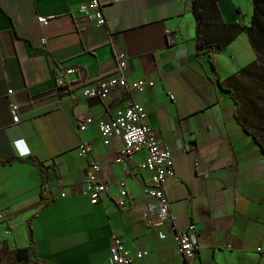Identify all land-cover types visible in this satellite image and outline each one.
<instances>
[{
    "label": "crops",
    "instance_id": "obj_1",
    "mask_svg": "<svg viewBox=\"0 0 264 264\" xmlns=\"http://www.w3.org/2000/svg\"><path fill=\"white\" fill-rule=\"evenodd\" d=\"M87 1L0 0V264H15L14 252L28 247L44 264H109L113 235L133 257L145 253L132 264H184L173 236L190 225L199 247L195 264H264V153L236 122L232 100L196 49L191 0H99L102 27L78 12ZM246 5L244 13L242 0H218L222 22L246 26L253 0ZM119 52L128 56V81L138 88L80 95L81 87L116 73ZM256 59L245 32L212 57L222 81ZM66 67L76 68L74 101L55 93V71ZM129 102L145 109L144 122L172 152L175 177L166 183L172 225L142 221L154 201L145 192L150 176L138 169L146 150L115 163L121 140L104 145L100 137L99 121L115 118ZM86 118L93 122L79 133L76 119ZM17 140L29 156H17ZM81 142L91 146L87 158L78 155ZM92 162L108 186L95 205L79 193ZM41 169L51 201L40 195ZM121 181L130 200L125 207L118 206Z\"/></svg>",
    "mask_w": 264,
    "mask_h": 264
},
{
    "label": "built area",
    "instance_id": "obj_2",
    "mask_svg": "<svg viewBox=\"0 0 264 264\" xmlns=\"http://www.w3.org/2000/svg\"><path fill=\"white\" fill-rule=\"evenodd\" d=\"M78 12L87 22L95 27L105 25V17L99 0L82 2L78 6ZM37 22L41 26L48 24V18L38 17ZM46 44V39L41 40ZM129 58L124 52H119L116 56V73L108 78L97 80L89 85L81 87L80 95L85 98H105L111 91L117 88H138L137 83L128 81ZM76 74V68L66 67L55 71V93L59 96H68L72 101L76 100L77 92L72 87L71 77ZM8 109L14 124L19 122L18 105L11 98L13 90L7 91ZM170 100H174L170 96ZM145 109L136 103L129 102L123 109L117 111L115 118L108 121H99L100 137L104 145H108L110 140L118 137L121 140L122 148L118 152L114 162L125 164L133 154L145 149L146 159L138 165L141 172H146L150 176L149 186L145 189L146 194L152 198L150 205L142 215V221L148 227L155 223L173 224V217L169 209V202L166 193V183L175 177L173 167V155L167 146H162L154 135L152 128L144 122ZM93 120L91 118L76 119V127L79 133L83 132ZM17 156L25 158L30 152L25 147L22 140L14 142ZM91 146L89 143L81 142L78 147V155L82 158L89 157ZM189 149L185 148L184 152ZM101 166L92 162L89 164L88 172L83 182L79 186L80 195L87 196L92 205L100 203L107 193L108 186L100 175ZM128 174V171L125 170ZM61 196H64L61 193ZM129 196L124 181L118 183V206L125 207L129 203ZM4 212L0 210V223L4 220ZM7 233V232H6ZM159 239L164 237L158 235ZM176 250L182 257L184 264H195L199 247L194 225L188 226L184 230L174 232L173 236ZM260 251V248L257 249ZM145 253H137L133 257L124 247L121 238L113 235L109 245V264H132L134 258L140 259Z\"/></svg>",
    "mask_w": 264,
    "mask_h": 264
},
{
    "label": "trees",
    "instance_id": "obj_3",
    "mask_svg": "<svg viewBox=\"0 0 264 264\" xmlns=\"http://www.w3.org/2000/svg\"><path fill=\"white\" fill-rule=\"evenodd\" d=\"M217 1L191 0L195 18L196 49L198 52L206 54L217 86L226 92L232 100L234 104L233 115L236 122L264 153V137L257 132V128L251 123L247 114V101L243 98V93L247 94L248 100L255 103L256 108L264 116V0H253V13L249 20V26L222 22ZM241 32L248 35L252 48L257 53V59L222 81L212 57L223 52ZM255 100H261L263 104L259 105ZM41 168H43L42 165ZM41 172L40 195L51 201L46 171L41 169ZM14 258L15 264H44L36 258L32 247L17 249L14 252Z\"/></svg>",
    "mask_w": 264,
    "mask_h": 264
},
{
    "label": "rangeland",
    "instance_id": "obj_4",
    "mask_svg": "<svg viewBox=\"0 0 264 264\" xmlns=\"http://www.w3.org/2000/svg\"><path fill=\"white\" fill-rule=\"evenodd\" d=\"M246 3L247 0H242V11L245 13L246 12ZM247 19V18H246ZM264 22V19H263ZM246 26H249V23L246 24ZM264 60V58H263ZM243 98L247 101V114L250 118V121L252 124H254L253 126H255L257 128V132L264 137V116L261 114L260 110H258L256 108L255 103H252L251 101L248 100L247 94L243 93ZM256 103H258L259 105L263 104V102L261 100H255ZM261 129H260V127Z\"/></svg>",
    "mask_w": 264,
    "mask_h": 264
}]
</instances>
